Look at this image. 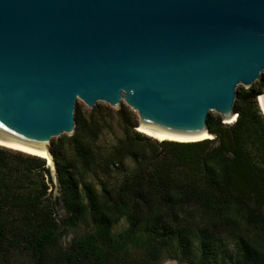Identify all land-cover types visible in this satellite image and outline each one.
<instances>
[{"label":"trees","instance_id":"16d2710c","mask_svg":"<svg viewBox=\"0 0 264 264\" xmlns=\"http://www.w3.org/2000/svg\"><path fill=\"white\" fill-rule=\"evenodd\" d=\"M260 86L238 88L234 123L208 115L214 138L158 142L135 127L112 148L98 139L114 110L76 106V130L52 140L58 196L46 158L0 146V264H264V114ZM107 116H104V114ZM127 159L133 168L124 167ZM122 170L119 183L91 180ZM90 179V180H89ZM126 220L119 233L114 227ZM89 230L66 246L64 235Z\"/></svg>","mask_w":264,"mask_h":264},{"label":"water","instance_id":"95a60500","mask_svg":"<svg viewBox=\"0 0 264 264\" xmlns=\"http://www.w3.org/2000/svg\"><path fill=\"white\" fill-rule=\"evenodd\" d=\"M263 72L264 0H0V143L48 152L58 195L50 146L75 133L78 99L126 103L153 135L215 137L209 112L237 119L238 86Z\"/></svg>","mask_w":264,"mask_h":264},{"label":"rangeland","instance_id":"374dc122","mask_svg":"<svg viewBox=\"0 0 264 264\" xmlns=\"http://www.w3.org/2000/svg\"><path fill=\"white\" fill-rule=\"evenodd\" d=\"M252 86H260V87L263 88V92H264V72L262 74V77L260 79H257ZM238 88H246V87L243 84H240L238 86ZM262 93H261V95H259V98H260V96L263 95ZM123 104H125L128 107L129 111L134 115L135 120L138 121V124H139V116H138L137 112H135L133 109H131L126 103H122V106H123ZM77 105L81 107L83 114L85 116H87V117L89 116L90 112L94 108L100 107V109L103 112H106L105 108L107 106L111 107L105 101H98L97 106H95L93 109H91L81 99L77 100ZM259 105H260V103H259ZM111 108L114 110V113H113V115L111 117L108 116L107 122H104V125H103V128H102L103 130L100 133V137L98 139V144L101 147H105L107 149L112 148L115 145V143L118 141V139L123 138L124 135H125L123 127L121 125V122H120L117 114L115 113V111L118 110V109L114 108V107H111ZM211 113L214 116H221L217 111H211ZM104 116H107V114L105 113ZM223 122H226V121H224V118H223ZM135 129L138 130L137 127H135ZM68 136H70V135L63 134L59 138H56V137L52 138V140L57 141L61 137L67 138ZM153 139H155V138H153ZM155 140H157V139H155ZM157 141L158 142H163V141H159V140H157ZM124 167L127 170H131L133 168L132 160L131 159H127V161L124 164ZM121 172H122V170H115L113 173L108 174V173H103L101 170H98V172H96L95 174H92L91 180L94 181V183L96 184V186L98 188H100V183H99L100 181H106V182H110V183H119L121 181L122 177H123V175L120 174ZM52 194H53V197H54V195L55 196L58 195L57 191L55 190V192H54L53 189H52ZM126 226H127L126 220H122L117 225H115L114 232L119 233ZM88 230H89V227H87L86 224H80L75 232L74 231L73 232H69L68 234L64 235V237L62 239L63 242H64V245L68 246L75 236L82 235L83 233H85ZM161 264H188V263L180 262L177 258H173V257H168L167 256L161 262Z\"/></svg>","mask_w":264,"mask_h":264},{"label":"bare ground","instance_id":"6f19581e","mask_svg":"<svg viewBox=\"0 0 264 264\" xmlns=\"http://www.w3.org/2000/svg\"><path fill=\"white\" fill-rule=\"evenodd\" d=\"M262 97H264V94L262 96H260L259 100ZM260 103L262 104L261 100H260ZM262 107H263V104H262ZM263 109H264V107H263ZM235 120L236 119L234 118L231 122H228V123H233V122H235ZM138 131L141 132V133H143V134H145V135H147V136H150L152 138H155V139H157L159 141L169 140V141H178V142H192V141H200V140H204L206 138H213L214 137V135L209 134L207 132L208 133V137H204V138H200V139H174V138H169V137H164V136L153 135V134H150V133L141 131L139 129H138ZM0 146L5 147V148H8V149H11V150L20 151V152H23V153H26V154L39 156V157H42V158H49L50 161H51V157H50V154L48 152H46V154L38 153V152H34V151H30V150L18 148V147H15V146L7 145V144H4V143H0Z\"/></svg>","mask_w":264,"mask_h":264},{"label":"snow or ice","instance_id":"6c2138e0","mask_svg":"<svg viewBox=\"0 0 264 264\" xmlns=\"http://www.w3.org/2000/svg\"><path fill=\"white\" fill-rule=\"evenodd\" d=\"M197 139H200L199 137Z\"/></svg>","mask_w":264,"mask_h":264}]
</instances>
